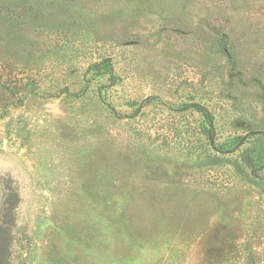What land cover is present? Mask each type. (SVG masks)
Instances as JSON below:
<instances>
[{
	"label": "rangeland",
	"instance_id": "374dc122",
	"mask_svg": "<svg viewBox=\"0 0 264 264\" xmlns=\"http://www.w3.org/2000/svg\"><path fill=\"white\" fill-rule=\"evenodd\" d=\"M8 187L4 264H264V0H0Z\"/></svg>",
	"mask_w": 264,
	"mask_h": 264
},
{
	"label": "trees",
	"instance_id": "16d2710c",
	"mask_svg": "<svg viewBox=\"0 0 264 264\" xmlns=\"http://www.w3.org/2000/svg\"><path fill=\"white\" fill-rule=\"evenodd\" d=\"M16 197L17 193L15 189L8 187L7 192H5V198L0 206V264L5 263L8 255L12 227L15 220Z\"/></svg>",
	"mask_w": 264,
	"mask_h": 264
}]
</instances>
